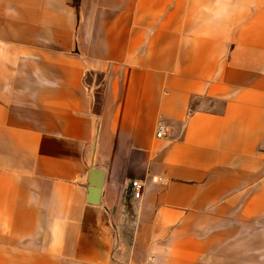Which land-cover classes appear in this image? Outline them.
<instances>
[{"label":"crops","instance_id":"obj_1","mask_svg":"<svg viewBox=\"0 0 264 264\" xmlns=\"http://www.w3.org/2000/svg\"><path fill=\"white\" fill-rule=\"evenodd\" d=\"M148 262L264 264V0H0V264Z\"/></svg>","mask_w":264,"mask_h":264},{"label":"built area","instance_id":"obj_2","mask_svg":"<svg viewBox=\"0 0 264 264\" xmlns=\"http://www.w3.org/2000/svg\"><path fill=\"white\" fill-rule=\"evenodd\" d=\"M164 136V126L159 123L156 129V138ZM161 181V180H159ZM144 186L138 180H132L130 182V195L134 200H139L143 195ZM150 262H148L149 264Z\"/></svg>","mask_w":264,"mask_h":264},{"label":"water","instance_id":"obj_3","mask_svg":"<svg viewBox=\"0 0 264 264\" xmlns=\"http://www.w3.org/2000/svg\"><path fill=\"white\" fill-rule=\"evenodd\" d=\"M94 172H95L94 170H92V171L90 172V174H89V178H88V184H90V186H91L92 188H95V189L99 190L101 185H100V184L95 185V184L93 183V181H92V176H93Z\"/></svg>","mask_w":264,"mask_h":264}]
</instances>
